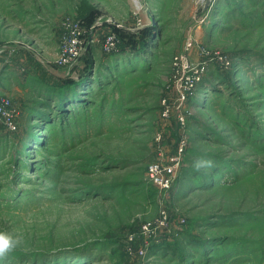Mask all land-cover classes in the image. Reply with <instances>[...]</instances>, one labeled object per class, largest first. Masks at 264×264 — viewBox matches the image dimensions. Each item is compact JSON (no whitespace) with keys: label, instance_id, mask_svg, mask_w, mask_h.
I'll use <instances>...</instances> for the list:
<instances>
[{"label":"rangeland","instance_id":"374dc122","mask_svg":"<svg viewBox=\"0 0 264 264\" xmlns=\"http://www.w3.org/2000/svg\"><path fill=\"white\" fill-rule=\"evenodd\" d=\"M68 20L85 49L61 67ZM190 37L195 63L230 65L208 62L183 128L162 104ZM0 89L20 111L0 127V231L22 237L0 264H264V0H0ZM183 135L161 190L148 165Z\"/></svg>","mask_w":264,"mask_h":264},{"label":"built area","instance_id":"2783aa9c","mask_svg":"<svg viewBox=\"0 0 264 264\" xmlns=\"http://www.w3.org/2000/svg\"><path fill=\"white\" fill-rule=\"evenodd\" d=\"M65 34L62 38V46L55 61L57 66H69L75 63L83 54L85 41L83 39V28L79 21L68 20L64 24ZM119 36L115 32L109 33L104 40V49L106 52H113L119 48ZM195 41L190 37L185 43L184 51L174 57V66L177 73L173 83V89L169 96L163 99L162 117L169 119L173 112H176L179 120L185 127L188 118L187 102L194 94L196 86L200 83L206 66L209 61L215 60L223 65H230L227 56L216 52L212 55L205 47L199 50L204 60L195 63L192 60V50ZM20 111L15 107L13 101L0 94V126L9 132H16L19 129ZM186 144V138L183 135L180 142V148L175 154L159 157L151 161L148 165V179L161 190L169 191L173 188L178 176V171L182 161V154ZM167 223V214L163 212L155 225L151 222L143 225V232L150 235L156 227L164 226ZM134 236H130L129 241H133ZM130 246V245H129ZM132 246L129 250L132 252Z\"/></svg>","mask_w":264,"mask_h":264},{"label":"clouds","instance_id":"9594fccd","mask_svg":"<svg viewBox=\"0 0 264 264\" xmlns=\"http://www.w3.org/2000/svg\"><path fill=\"white\" fill-rule=\"evenodd\" d=\"M212 163L206 159H197L195 167L197 170L203 167H211ZM22 244V237L8 231H0V261L6 260Z\"/></svg>","mask_w":264,"mask_h":264},{"label":"trees","instance_id":"16d2710c","mask_svg":"<svg viewBox=\"0 0 264 264\" xmlns=\"http://www.w3.org/2000/svg\"><path fill=\"white\" fill-rule=\"evenodd\" d=\"M119 39H120V42H119V46H120V44H121V38L119 37ZM69 82H73L72 80H70V81H66V83H69ZM66 88H68V87H66ZM56 93H58V96H57V94L55 95V99H54V101H56L57 99L61 102V104L62 103H65V97L68 95H63V97L60 95V91H58V92H56ZM66 99H68V98H66ZM68 103H70V102H67L66 103V106H67V108H69L70 106L69 105H67ZM60 105V104H59ZM63 108H65V109H67L66 107H65V105L62 107V108H60L59 110H62ZM69 111H71V109H69ZM0 127H2V126H0ZM3 128V127H2ZM19 129H20V124H19ZM19 129H18V131H19ZM17 132V131H16ZM11 133H14V132H11Z\"/></svg>","mask_w":264,"mask_h":264},{"label":"crops","instance_id":"0c3cea01","mask_svg":"<svg viewBox=\"0 0 264 264\" xmlns=\"http://www.w3.org/2000/svg\"><path fill=\"white\" fill-rule=\"evenodd\" d=\"M3 83V82H2ZM13 83H15V82H13ZM1 90V89H0Z\"/></svg>","mask_w":264,"mask_h":264}]
</instances>
